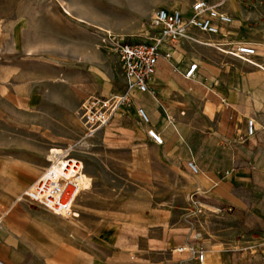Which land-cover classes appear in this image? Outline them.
<instances>
[{"label": "crops", "instance_id": "0c3cea01", "mask_svg": "<svg viewBox=\"0 0 264 264\" xmlns=\"http://www.w3.org/2000/svg\"><path fill=\"white\" fill-rule=\"evenodd\" d=\"M204 1L232 23L220 25L216 35L187 25L180 45L165 48L172 57L161 59L151 81L156 98L136 94L133 101L151 113L148 104L159 103V94L171 99L165 113L183 133L167 138L188 139L189 160L200 168L186 188L191 198L179 212L169 204L158 216L155 201L144 207L141 197L126 201L120 188L101 179L105 170L86 168L91 186L69 219L23 197L48 169L53 147L62 144L61 96L49 88L62 71L36 60L56 49L45 28L59 24L61 15L0 0V264H264V0ZM183 14L188 20L192 7ZM193 44L197 53L184 55ZM239 45L256 50L255 65L229 54ZM194 64L195 75L187 79ZM92 72L84 75L89 81ZM66 75L73 81L78 72ZM94 89L77 100L112 95L105 83ZM195 101L204 121L178 116ZM76 109L64 113L75 115ZM249 120L257 130L245 138ZM192 129L201 133L190 139ZM184 247L203 251V263L189 250L179 252Z\"/></svg>", "mask_w": 264, "mask_h": 264}, {"label": "rangeland", "instance_id": "374dc122", "mask_svg": "<svg viewBox=\"0 0 264 264\" xmlns=\"http://www.w3.org/2000/svg\"><path fill=\"white\" fill-rule=\"evenodd\" d=\"M196 1L19 0L14 3L19 8L45 10L61 15L60 19L55 18V21H60L59 24L51 27L47 25L45 28L47 36L49 34L52 40L55 37L56 49L46 50L44 57L34 58L44 61L46 66L55 65L62 71L56 86L49 87L56 95L61 96L63 108L62 144L53 148L59 152H67L81 162L85 175L86 168L99 173L105 170V178L101 179L120 188L126 201L141 197L143 207L150 200L155 201L158 205V216L161 208L169 204L177 212L183 209V204L191 198L186 188L194 177L187 167L190 158L188 139L182 141L178 136L176 140L163 137L165 144L158 146L148 136V131L154 129L153 126L161 135L166 133L172 115L168 114L170 118L168 117L164 106L171 99L166 100L159 94V103L149 102L152 112L145 109L151 117L152 125L141 122L137 114L138 107L133 104L111 120L113 124L107 132L101 129L94 137L89 138L85 136L82 122V105L90 97L101 96L91 94L89 97L85 96L84 101L77 100L76 96L88 88L95 87L96 91L97 85L101 87L102 83L105 86L110 85L112 95L120 93L124 88V75L108 39L118 37L134 43L158 37L160 32L154 28L153 19L159 9L184 13ZM198 48L197 44H193L191 49H186L187 53L184 55L192 56L200 49ZM86 59L91 62L87 64ZM75 62L77 66L73 65ZM89 68H92L97 79L94 77L89 81L85 78ZM70 70L78 72L73 81L66 80V74ZM178 75L175 73V76ZM75 106V115L64 113ZM183 113L189 117L190 122L204 121L197 101L190 109L180 108L178 116L183 117ZM198 133H201L198 129H192L189 138L192 139ZM207 133L205 131L202 135ZM68 218L73 219L72 216Z\"/></svg>", "mask_w": 264, "mask_h": 264}, {"label": "built area", "instance_id": "2783aa9c", "mask_svg": "<svg viewBox=\"0 0 264 264\" xmlns=\"http://www.w3.org/2000/svg\"><path fill=\"white\" fill-rule=\"evenodd\" d=\"M232 19L219 13L204 0H197L192 6V16L186 20L183 13L178 10L168 11L159 9L153 19L154 28L158 29V37L147 41L129 43L118 37L108 39L114 54L118 57L123 75L124 88L120 93L88 98L82 105V122L86 137H94L96 133L106 127L120 112L133 105L136 94L156 98L155 91L151 88V81L157 75L162 58L170 59L172 54L168 49L176 48L186 38L185 28L190 25L204 33L216 35L220 25H230ZM105 42V40H104ZM230 55L255 65L251 58L256 50L250 45H239ZM198 68L197 64L191 65L186 73L187 79H192ZM138 117L145 125H151L152 120L143 107L137 109ZM254 120L248 121L245 138L253 137L256 133ZM150 139L158 146H163L165 141L155 129L148 131ZM239 135L238 139L243 140ZM66 153V154H65ZM60 154L51 150L52 160L44 175L25 193L23 197L33 205L63 217L72 216L75 203L83 191L81 176L84 172L81 162L65 152ZM193 175L200 173L196 161L191 159L187 163ZM189 250L193 259L201 263L204 261V252L196 251L193 247L180 248L179 252Z\"/></svg>", "mask_w": 264, "mask_h": 264}, {"label": "bare ground", "instance_id": "6f19581e", "mask_svg": "<svg viewBox=\"0 0 264 264\" xmlns=\"http://www.w3.org/2000/svg\"><path fill=\"white\" fill-rule=\"evenodd\" d=\"M177 123L178 122H176L175 118L171 116L170 126L167 129L166 133L162 134V137L167 139L168 133H172V132H175V131H178V132H180L182 134L183 133V128L181 126H179ZM57 152L60 153V154H63V152H59V151H57ZM81 168H82V164H81ZM81 180H82L83 190L84 189H86V190L89 189L90 186H91V181H90L91 179H89L84 173H82Z\"/></svg>", "mask_w": 264, "mask_h": 264}]
</instances>
